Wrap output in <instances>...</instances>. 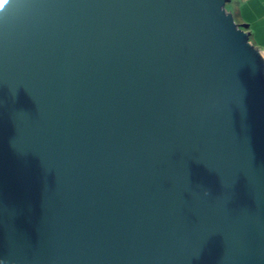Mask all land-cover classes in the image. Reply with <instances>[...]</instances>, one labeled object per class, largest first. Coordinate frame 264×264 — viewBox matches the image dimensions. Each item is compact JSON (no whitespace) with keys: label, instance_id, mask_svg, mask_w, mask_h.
Segmentation results:
<instances>
[{"label":"water","instance_id":"1","mask_svg":"<svg viewBox=\"0 0 264 264\" xmlns=\"http://www.w3.org/2000/svg\"><path fill=\"white\" fill-rule=\"evenodd\" d=\"M227 1L0 4V264H264V54Z\"/></svg>","mask_w":264,"mask_h":264},{"label":"crops","instance_id":"2","mask_svg":"<svg viewBox=\"0 0 264 264\" xmlns=\"http://www.w3.org/2000/svg\"><path fill=\"white\" fill-rule=\"evenodd\" d=\"M228 10L238 23L248 25L249 39L264 54V0H228Z\"/></svg>","mask_w":264,"mask_h":264},{"label":"rangeland","instance_id":"3","mask_svg":"<svg viewBox=\"0 0 264 264\" xmlns=\"http://www.w3.org/2000/svg\"><path fill=\"white\" fill-rule=\"evenodd\" d=\"M228 4H229V2H226V3H225V7H227V8H228Z\"/></svg>","mask_w":264,"mask_h":264},{"label":"snow or ice","instance_id":"4","mask_svg":"<svg viewBox=\"0 0 264 264\" xmlns=\"http://www.w3.org/2000/svg\"><path fill=\"white\" fill-rule=\"evenodd\" d=\"M4 0H0V4H3Z\"/></svg>","mask_w":264,"mask_h":264},{"label":"trees","instance_id":"5","mask_svg":"<svg viewBox=\"0 0 264 264\" xmlns=\"http://www.w3.org/2000/svg\"><path fill=\"white\" fill-rule=\"evenodd\" d=\"M226 9H227V7H226ZM228 10V9H227ZM235 19V18H234ZM236 21V20H235ZM237 22V21H236Z\"/></svg>","mask_w":264,"mask_h":264}]
</instances>
